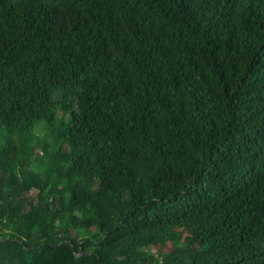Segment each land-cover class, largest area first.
Returning <instances> with one entry per match:
<instances>
[{"label": "trees", "instance_id": "16d2710c", "mask_svg": "<svg viewBox=\"0 0 264 264\" xmlns=\"http://www.w3.org/2000/svg\"><path fill=\"white\" fill-rule=\"evenodd\" d=\"M0 134V264H264V0H0Z\"/></svg>", "mask_w": 264, "mask_h": 264}, {"label": "rangeland", "instance_id": "374dc122", "mask_svg": "<svg viewBox=\"0 0 264 264\" xmlns=\"http://www.w3.org/2000/svg\"><path fill=\"white\" fill-rule=\"evenodd\" d=\"M58 96H59V94H57L56 95V98L57 99H59L58 98ZM42 126H44V123L42 122L40 125H39V127L38 128H36L35 130H34V137H35V139H39L40 137H43V136H45V138L49 141V136H48V134H47V131L46 130H44L45 128H43ZM0 137H1V134H0ZM2 140V139H1ZM1 142V141H0ZM37 151H39L38 149H36ZM40 152V151H39ZM25 160L23 159V162H24ZM30 168H31V170H33V171H36V170H38V164H36V163H32L31 165H30Z\"/></svg>", "mask_w": 264, "mask_h": 264}, {"label": "water", "instance_id": "95a60500", "mask_svg": "<svg viewBox=\"0 0 264 264\" xmlns=\"http://www.w3.org/2000/svg\"><path fill=\"white\" fill-rule=\"evenodd\" d=\"M8 238H2V239H0V242H2V241H6Z\"/></svg>", "mask_w": 264, "mask_h": 264}]
</instances>
